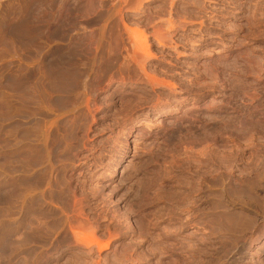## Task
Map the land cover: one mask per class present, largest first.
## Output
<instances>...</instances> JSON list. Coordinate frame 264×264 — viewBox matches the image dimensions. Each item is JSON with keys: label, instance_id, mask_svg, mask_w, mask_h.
Here are the masks:
<instances>
[{"label": "rangeland", "instance_id": "rangeland-1", "mask_svg": "<svg viewBox=\"0 0 264 264\" xmlns=\"http://www.w3.org/2000/svg\"><path fill=\"white\" fill-rule=\"evenodd\" d=\"M0 264H264V0H0Z\"/></svg>", "mask_w": 264, "mask_h": 264}, {"label": "bare ground", "instance_id": "bare-ground-1", "mask_svg": "<svg viewBox=\"0 0 264 264\" xmlns=\"http://www.w3.org/2000/svg\"><path fill=\"white\" fill-rule=\"evenodd\" d=\"M136 34H138L140 37L144 38V40L146 41V37H147V36H145L143 33H139V32H137ZM137 37H138V36H137ZM140 37H139V38H140ZM147 38H148V37H147ZM145 44H146V45H145V50L147 51L150 45L148 46V45H147L148 43H146V42H145ZM147 54H148V53H147ZM148 55H149V54H148ZM150 56H151V55H150ZM73 65H74V64H73ZM73 67H75V66H73ZM73 67H72V68H73ZM73 69H74V68H73ZM82 69H83V68H82ZM80 71H81V70H80ZM85 71H86V70H85ZM86 73H87V72H86ZM76 74H77V73H76ZM79 74H80V73H79ZM82 74H83V71H82ZM82 74H81V75H82ZM61 76H62V75H61ZM61 76H60V77H61ZM64 76H65V75H63V77H64ZM66 76H67V75H66ZM76 76H77V75H76ZM84 76H85V75H84ZM73 77H74V76H73ZM78 77H79V76H78ZM69 78H70V77H69ZM61 79H63V78H61ZM75 79H76V78H75ZM78 80H80V79H78ZM81 80H82V78H81ZM66 81H67V80H66ZM61 82H62V81H61ZM76 82H78V81H76ZM78 83H79V82H78ZM65 84H67V83H65ZM76 84H77V83H76ZM71 85H73V84L70 82V85L68 84V86L70 87ZM79 85L81 86V84H79ZM60 86H61V85H60ZM62 86H63V85H62ZM64 86H67V85H64ZM75 87H76V86H75ZM78 87H79V86H78ZM78 87H77V88H78ZM82 87H83V86H82ZM82 87H81V88H82ZM63 88H64V87H63ZM65 88H66V87H65ZM70 88H71V87H70ZM61 89H62V88H61ZM65 90H66V89H65ZM69 90H70V89H69ZM72 90H73V88H72ZM71 92H72V91H71ZM61 101H62V100H61ZM58 103H59V102H58ZM59 104H60V103H59ZM60 105H61V104H60ZM106 246H107V245H106ZM106 246H104V247H106ZM104 247H102L101 249H103Z\"/></svg>", "mask_w": 264, "mask_h": 264}]
</instances>
